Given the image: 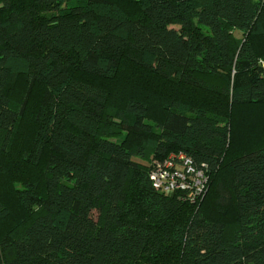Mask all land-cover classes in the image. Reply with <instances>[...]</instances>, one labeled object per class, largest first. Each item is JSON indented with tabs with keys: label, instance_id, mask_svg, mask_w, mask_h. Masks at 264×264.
Instances as JSON below:
<instances>
[{
	"label": "trees",
	"instance_id": "obj_1",
	"mask_svg": "<svg viewBox=\"0 0 264 264\" xmlns=\"http://www.w3.org/2000/svg\"><path fill=\"white\" fill-rule=\"evenodd\" d=\"M128 1L0 0V264H264V0ZM124 64L177 87L156 120ZM179 152L201 196L154 188Z\"/></svg>",
	"mask_w": 264,
	"mask_h": 264
},
{
	"label": "rangeland",
	"instance_id": "obj_2",
	"mask_svg": "<svg viewBox=\"0 0 264 264\" xmlns=\"http://www.w3.org/2000/svg\"><path fill=\"white\" fill-rule=\"evenodd\" d=\"M117 2L125 7L126 9L130 11L135 10V5L131 3L128 0H117ZM239 34H237L238 36ZM263 67H264V60H263ZM115 84H118V86H123L124 91H137L140 89H149L150 91L146 93L145 99L148 104V112L150 113V119H157L163 114V105L166 101V98L169 94L175 95L178 91H176L177 87L175 85H168L164 83H160L159 80H156L155 78H152L145 74L142 70L138 69V67H134L129 64H124L122 65L121 69L118 71L117 75V81ZM114 84V85H115ZM113 86V85H110ZM183 91V90H182ZM184 93V91H183ZM188 92L185 91V95H187ZM216 93H211L209 91H201L198 95H194L193 98H196L198 102H202V104L208 105L207 107H211L212 109L216 111H221L222 109V104L220 103V99L218 97H213ZM122 97H125V95H121L120 99L118 96L115 97V100H121ZM192 97L191 94H189V98ZM218 99V100H217ZM195 100V101H196ZM246 114V113H245ZM248 115V114H247ZM248 117V116H247ZM253 119V118H252ZM150 123H153L155 125V122L150 120ZM21 129H23L22 132L17 134L16 139L20 141L24 140V137L29 133L30 131V121L28 119L23 120V122L20 125ZM243 128L247 130V128L250 127L248 124V121H244L242 125L238 126L237 128V138H236V144L242 145L244 142L247 141V137L245 133H243ZM138 142L139 144L143 143V139L135 137V136H130V142L135 143ZM19 143V141H18ZM17 141L13 143L11 146V158H13V155L15 154L14 150L17 149V146L19 145ZM147 147V146H145ZM151 150L147 147L144 150L143 155L138 154L135 156L136 160L138 162L144 163V164H149V162L152 160V155L150 154ZM153 161V160H152ZM155 161V160H154Z\"/></svg>",
	"mask_w": 264,
	"mask_h": 264
},
{
	"label": "built area",
	"instance_id": "obj_3",
	"mask_svg": "<svg viewBox=\"0 0 264 264\" xmlns=\"http://www.w3.org/2000/svg\"><path fill=\"white\" fill-rule=\"evenodd\" d=\"M154 188L172 193L192 189V198L201 196L206 182L203 170H196L191 160L183 153H171L150 173Z\"/></svg>",
	"mask_w": 264,
	"mask_h": 264
}]
</instances>
